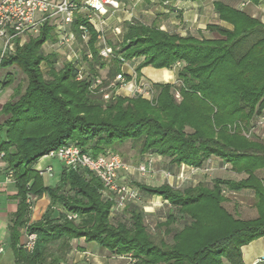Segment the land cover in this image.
Here are the masks:
<instances>
[{
  "label": "trees",
  "instance_id": "obj_1",
  "mask_svg": "<svg viewBox=\"0 0 264 264\" xmlns=\"http://www.w3.org/2000/svg\"><path fill=\"white\" fill-rule=\"evenodd\" d=\"M77 3L80 7V0ZM214 9L220 20L233 26L228 30L207 25L218 38L180 36L131 19L120 27L121 41L108 43L114 66H109L104 84L120 72L121 59L142 58L135 67L136 80L143 67L170 69L181 64L176 73L180 84L153 83V99L114 92L103 99L105 85L92 87L100 77L95 66L103 69L106 58L99 55L98 33L84 9L75 13L69 28L77 41L89 36V52L81 60L89 59L93 73L83 75L77 59L66 60L59 71L54 68L56 55L43 51L47 41L56 42L49 22L13 54L0 59V68L16 64L27 77L23 93L13 88L12 98L0 108V153L12 172L18 200L8 225L15 264H45L50 243L81 237L114 254L128 255L134 264H243L240 248L264 236V182L257 174L264 169V143L251 132L252 121L264 111V25L220 2L214 3ZM10 83V79L0 80V91ZM127 141L138 144V154L166 157L176 166L200 168L214 158L246 177L215 178L210 187L197 184L182 190L168 184L135 183L142 192L159 196L169 205L165 220L157 224L164 233H172L168 244L151 238L144 213L135 205L123 207L128 223L113 221L114 201L102 198V183L93 173L62 165L59 183L50 187L34 169L42 156L67 143L98 156L107 150L114 153L115 145ZM224 188L252 192L257 218H234L222 205ZM43 195L50 203L41 220L29 223L27 197L37 200ZM57 205L75 217L61 212L54 217ZM179 220L185 221L181 228L175 226ZM21 228L35 234L31 251L17 243ZM54 262H59L58 256Z\"/></svg>",
  "mask_w": 264,
  "mask_h": 264
},
{
  "label": "crops",
  "instance_id": "obj_2",
  "mask_svg": "<svg viewBox=\"0 0 264 264\" xmlns=\"http://www.w3.org/2000/svg\"><path fill=\"white\" fill-rule=\"evenodd\" d=\"M119 2L121 3L120 9L122 10L120 13L109 11V14L117 24L121 23L122 25L125 21L135 19L146 25L156 24L160 29L170 33L179 34L180 36L192 35L196 38L203 37L205 39L218 38L219 36L216 32L207 30V25H219L231 30L233 28L231 24L219 19V16L214 9L215 2L223 3L228 7L239 9L240 11L242 10L244 13L264 25V0H258V2H253L251 0H119ZM93 29L98 33L96 42L97 47H100L101 37L104 38L107 44L109 43L104 37L103 29L105 28L103 26L101 33H99L96 28ZM116 29L119 31L118 36L121 41L122 30L120 26L116 27ZM88 39L89 36H83V42H86V49ZM141 60L142 58H138L132 61L121 62L118 70L127 76H131L133 72H135V67L141 62ZM95 68H98V66H95ZM166 74L168 77L163 78ZM142 76L151 80L155 84H173L175 73L172 71V68L157 69L152 66H146L140 70V77ZM121 91L126 92V95H122L120 93ZM127 92L126 89H118L117 96H133H127ZM6 101L7 97L5 95V97L0 100V108ZM252 125V136L264 143V111L260 116L254 118ZM157 157L162 159L166 158L158 155ZM206 163H208V160L205 161L203 165ZM124 164L127 168L120 170L117 182L128 185L123 180L126 178V173L128 174V172H130V166L126 163ZM172 164L175 168L179 167L174 163ZM224 165H228L230 168L229 164L225 163ZM48 166L52 168L51 171L53 172V176H51V180L46 183L44 182V177L46 175V171L44 170ZM180 166L182 167L186 165L181 164ZM62 168L63 166L61 163L56 160L52 161L50 157L44 156H42L34 166V169L39 172L43 184L50 187H55L59 183ZM258 173H262L261 176H258L260 178L262 177L264 182V169L258 170L257 174ZM235 174L236 177H230L227 179L240 180L246 177L243 173ZM133 187L138 189L136 184L135 186L133 185ZM68 189L69 187L67 186L65 190L67 191ZM100 193L103 199L114 201L113 194L106 191L104 188H102ZM15 195L16 187L12 172L8 170L7 163L0 158V264H15V253L12 244L10 243V231L8 226L10 220L13 218V214L17 210L18 200L15 198ZM162 201L166 203V201ZM49 203L50 199L47 195H43L37 198V200L33 198V202L30 205L28 222L34 223L41 220ZM60 212L65 213L68 217L74 216L65 211L60 205L55 206L53 216L57 217ZM72 219H74L75 223L80 221L79 218ZM28 234L29 233L25 228L19 229V238L17 242L19 246H22L24 242H26ZM240 249L241 263L243 264H252L257 259L264 258V236L249 242ZM44 256H46L45 264H55L54 256H58L59 258L57 264H134V260L128 255L114 254L108 249L100 247L96 242H86L83 237H81V239L74 238L68 241H62L60 244L58 242L50 243L47 246V252ZM260 264H264V260Z\"/></svg>",
  "mask_w": 264,
  "mask_h": 264
},
{
  "label": "rangeland",
  "instance_id": "obj_3",
  "mask_svg": "<svg viewBox=\"0 0 264 264\" xmlns=\"http://www.w3.org/2000/svg\"><path fill=\"white\" fill-rule=\"evenodd\" d=\"M132 7V6H130ZM121 8V7H120ZM115 10V12L120 13L121 9ZM131 9V8H129ZM104 24L103 27L104 30V37L107 40V42L111 43H118L120 41V37L118 36V33L116 32V27H121V23L117 24L115 20L112 18V16L107 13L103 16ZM102 18V17H101ZM58 21V19H55L51 22H49V25L53 28L52 34L56 36L55 32V23ZM35 37V34L26 33L22 36L20 40V44L17 46H21L22 44L26 43L30 38ZM43 51L44 53H52L56 55V62L54 64V68L59 71L61 70V67L63 63L66 60H81V57L83 53L87 52L86 49V42L84 41H77L74 40L73 43H71L69 46H59L55 42V40L47 41L46 44L43 45ZM90 61L82 59L80 61L81 65V71L83 75L87 73H93V71H90ZM114 66V63L110 60V58H106V66L102 68H96V73L101 78H105L107 76V71L110 68L109 66ZM181 64H176L172 67V71L175 73V78L173 81V84L176 85V87L180 84L179 81L176 80V73L180 69ZM40 68L44 72V77L46 79H49L50 77L47 75V68L46 66L41 63ZM135 75V72H133ZM127 76V75H125ZM130 76V75H128ZM131 77V76H130ZM167 74L163 76V78H167ZM10 79L11 83L9 87L1 91L0 93V100H2L5 95L7 97V100L12 98V91L13 88L18 87L20 89V92L23 93L24 87H26L27 84V77L26 75L18 68L16 64H13L11 66H8L6 68H0V80H6ZM141 80H147L151 81L145 77H140L138 80H135L134 78H131V81L125 80L123 84H121V87L118 89H126L127 96L134 94V84L139 83L138 81ZM152 82V81H151ZM153 83V82H152ZM154 92L155 91V88ZM122 95H126V92L121 91ZM178 95L179 93L176 92ZM175 93V95H176ZM117 94V91L116 93ZM155 93L152 97V99L155 97ZM180 96V95H179ZM16 100V98H14ZM4 102V101H3ZM3 116H0V122L2 121ZM114 153L119 155V157L122 159L124 163H126L128 166H130V172L128 174L126 173L125 179L123 180L125 183L128 184V186L136 189L138 191V195L136 200L127 202L128 205L132 204L142 209L144 213V220L146 227L151 234V238L157 243H159L160 240L164 241L165 243H171L172 242V233L167 234L164 233V227H158L157 224L160 222H163L165 220V216L169 211V205L165 202H163L159 197L156 196H149L148 194L142 192L141 190L137 189L135 186V183L145 184L149 186H157L160 184H170L173 188L176 189H184L189 186H195L197 184H202L206 186H211L212 181L215 178L220 179H227L230 177H236V174L229 168L228 165H224L225 163H222L220 160L211 158L208 160V163L201 166L200 168H191V166H179L178 168H175V166L169 162V158L162 159L160 157H157L156 154H144L140 155L139 153V146L138 144H133L131 141H127L122 145H115L114 146ZM147 158V159H146ZM52 161H58L57 159L50 158ZM214 159V160H213ZM60 163V161H58ZM141 166H145L146 171L144 173H141L138 169ZM44 182H49L51 180V176H53V172H45ZM262 173H258L259 176H261ZM224 195L226 197V201L223 202L224 208L233 214L234 218L243 219V220H249V219H255L257 218V210L254 206V198L252 192L247 191H241V192H230L227 189L224 188ZM33 200L31 201V203ZM127 205V206H128ZM113 221L120 220L128 223L129 220V214L127 211H125L124 208L118 209L117 211L113 212ZM185 221L179 220L175 226L177 228H181Z\"/></svg>",
  "mask_w": 264,
  "mask_h": 264
},
{
  "label": "built area",
  "instance_id": "obj_4",
  "mask_svg": "<svg viewBox=\"0 0 264 264\" xmlns=\"http://www.w3.org/2000/svg\"><path fill=\"white\" fill-rule=\"evenodd\" d=\"M79 7L77 0H0V59L4 56L13 54L17 43L20 44L22 36L26 33L37 34L46 22L55 19L56 43L59 46H69L74 42V33L70 30L75 13L80 9L87 12V18L96 30L101 33L104 24L103 17L109 11H114L121 7L119 0H80ZM84 30V26H79ZM117 30V29H116ZM119 33V31H116ZM99 55L103 58H109L112 55V48L101 37ZM76 60V59H75ZM121 62L124 60L121 59ZM134 74V73H133ZM136 80V74L131 75ZM126 80L125 74L117 73L112 79L97 77L92 84L93 88H103V99L109 98L111 92L116 93L121 84ZM134 94H139L146 99H152L154 95L153 83L147 80L136 83ZM176 98L179 95L176 93ZM0 153V158L2 157ZM44 157L57 159L60 163L72 170L85 169L96 176L102 183L103 188L113 194L114 210L121 209L128 201H134L137 198L138 191L128 185L117 182L120 170L126 169L122 159L116 153L107 150L105 154L93 156L83 152L73 143L64 144L56 149L50 150ZM193 168V167H191ZM50 166L44 171L52 172ZM141 173L146 171L145 166L138 169ZM32 196L27 197V202L31 203ZM75 217V216H73ZM35 234H28L23 247L31 251L34 246ZM264 258L257 259L252 264H260Z\"/></svg>",
  "mask_w": 264,
  "mask_h": 264
}]
</instances>
